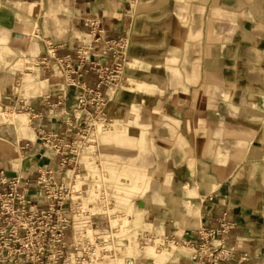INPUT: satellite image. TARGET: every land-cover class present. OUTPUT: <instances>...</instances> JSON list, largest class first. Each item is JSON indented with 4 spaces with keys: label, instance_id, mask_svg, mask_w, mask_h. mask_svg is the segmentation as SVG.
Instances as JSON below:
<instances>
[{
    "label": "crops",
    "instance_id": "obj_1",
    "mask_svg": "<svg viewBox=\"0 0 264 264\" xmlns=\"http://www.w3.org/2000/svg\"><path fill=\"white\" fill-rule=\"evenodd\" d=\"M95 38L130 40L125 85L101 91L109 119L150 153L134 196L144 225L187 251L164 264H189L194 233L224 217L223 264H264V0H0V172L35 182L57 165L42 135L71 138L68 116L94 107L79 109L80 89L44 60L76 59ZM141 251L139 263L159 264Z\"/></svg>",
    "mask_w": 264,
    "mask_h": 264
},
{
    "label": "built area",
    "instance_id": "obj_2",
    "mask_svg": "<svg viewBox=\"0 0 264 264\" xmlns=\"http://www.w3.org/2000/svg\"><path fill=\"white\" fill-rule=\"evenodd\" d=\"M129 46L128 38L108 42L95 38L90 44L80 45L76 59L44 60L54 75L63 78L67 88L80 89L79 109L94 107V112L85 118L68 116L67 133L72 135L69 139L42 135L45 146L52 148L59 160L57 165L42 169L35 182L0 172V264H100L105 258L117 263L123 257L118 252L120 245L129 247L128 227L113 229L110 216L92 212L93 207L85 203L90 185L88 180L80 178L82 162L96 158V153L88 154L93 148L88 140L90 135L98 125L106 129L113 123L106 115L110 99L101 88L114 91L123 88L124 73L130 64ZM103 59L113 60V65H105ZM93 73L100 84L91 89L83 80ZM105 197L101 203L107 202ZM84 212L91 214V220L89 228L78 238L74 222ZM99 218L105 219L104 223ZM122 218L114 217L120 224ZM218 224L216 229L205 228L194 233L189 264H223L233 260L234 251L227 244L233 225L225 217ZM114 235L121 244L115 242ZM164 242L184 247L173 239ZM124 264L145 263L125 257Z\"/></svg>",
    "mask_w": 264,
    "mask_h": 264
},
{
    "label": "rangeland",
    "instance_id": "obj_3",
    "mask_svg": "<svg viewBox=\"0 0 264 264\" xmlns=\"http://www.w3.org/2000/svg\"><path fill=\"white\" fill-rule=\"evenodd\" d=\"M17 118L16 115L13 116L14 120ZM117 127L120 131L117 130ZM126 131L124 127L116 123H112L106 129H102L101 125H98L88 140L93 147L91 150L100 152L96 153L95 160L86 159L82 162L80 178L88 180L87 184L90 185L85 203L93 207V213L110 216L113 229L128 227L127 230L130 232L129 247L120 245L121 247L118 249L119 254L123 257L117 263L110 258H105L100 264H124L125 257H133L139 263V260L142 259V247L146 246L145 242L149 244L148 248L154 247V253L156 252L159 257L158 263L164 264L177 259L179 253L183 254L187 251L181 245L176 247V245L163 242L162 239L156 237L153 227L144 225L142 213L135 204L139 196H134L141 192L140 185L146 183L138 167L149 164L150 153L146 149L144 140L133 142L125 134ZM104 195H106L107 202L101 203L100 200ZM110 203L111 205H108ZM103 206L106 207L105 210ZM106 211L107 213H105ZM185 212L187 215L185 219L182 218V225L184 228L189 225L190 228L195 227L192 224L196 221L194 208L189 207ZM83 216L86 219V227L89 228L91 214L84 212ZM114 217H124L122 224L115 221ZM186 221L189 225L186 224ZM106 233L108 234V232ZM147 233H150L151 237H145ZM113 237L115 242L121 244L118 236L114 235Z\"/></svg>",
    "mask_w": 264,
    "mask_h": 264
},
{
    "label": "bare ground",
    "instance_id": "obj_4",
    "mask_svg": "<svg viewBox=\"0 0 264 264\" xmlns=\"http://www.w3.org/2000/svg\"><path fill=\"white\" fill-rule=\"evenodd\" d=\"M74 227L77 230V235H83L85 233V230L88 228L86 227V219L84 218L83 214L80 217H77L74 222ZM93 231V230H91Z\"/></svg>",
    "mask_w": 264,
    "mask_h": 264
}]
</instances>
